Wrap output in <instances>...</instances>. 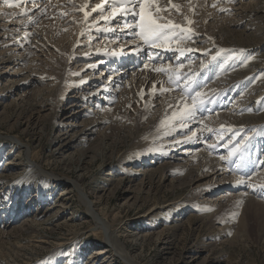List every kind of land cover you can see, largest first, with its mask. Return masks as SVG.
I'll use <instances>...</instances> for the list:
<instances>
[{"label":"rangeland","instance_id":"obj_1","mask_svg":"<svg viewBox=\"0 0 264 264\" xmlns=\"http://www.w3.org/2000/svg\"><path fill=\"white\" fill-rule=\"evenodd\" d=\"M82 1L78 0L80 3ZM201 1L199 0L197 3H200V7L198 5H196L197 7L190 5L187 7L186 5L185 7L189 8V11L183 8L182 17L180 16L181 12H178L175 17L170 18V21L180 25L181 28L166 29L164 36L154 42L145 43L138 38L139 29L135 25L139 19L137 15L139 7L134 10V17H123V12L120 16L117 14L118 16L112 17L109 15L110 8L127 6L124 4V0H110L108 1L110 5L106 10L101 13L99 9L96 10L97 12H93L94 15L87 20L85 28L80 34L75 35L74 30H71V33H68L69 30H59L60 22H56L55 17L50 16L47 18V22L46 19H40L35 25L26 28L30 31L36 26L37 33H39L36 40L44 44L45 47L38 44L39 50L32 47L22 50L17 44L10 46L16 49L13 53L20 51L25 57L19 65L14 67L16 70L18 68L22 70L18 76L26 77L28 80L32 76L34 79L27 85L29 92L22 101L16 100L15 95L5 96L0 93V154L3 149L0 155V164L18 152L19 145L10 142L11 140L6 138L9 135L18 137L29 147L30 154L34 155L37 163L43 166V171L71 179H76L81 174V187L90 194L91 200L96 202V208L105 218L107 228L113 231L117 230L118 245L123 247L122 252L127 258L124 260L114 256L112 264H130L131 260L134 264H264V227L260 232V223L253 212L247 209L248 207L237 204L236 200H232L223 204L214 213L212 216L214 222L212 223L211 220H208L209 216L206 215V212L194 210L187 203L189 188L185 186L184 178H182L181 184H175V187H172L169 182L170 177L160 182L156 177L150 181L149 187L139 194L136 204L133 206L121 204L124 200L123 188L128 184L133 174L124 173L123 166L129 165L136 159L152 139L151 135H147L146 128L140 125V116L146 114L145 107H141L142 112L133 114L131 118L127 116L129 118L126 117L125 122L124 120L114 122L116 117L111 115L113 123L108 128H101L102 125L98 126L80 145V148L91 150L98 156L94 160L83 162L80 171L75 168L77 161L65 165L59 162L60 157L57 156L55 150L61 142L56 140L59 125L61 122L71 119L72 110L78 106L77 103L66 100L64 95L74 91L73 89L69 90L72 87V82L79 81L77 83L82 84V88H84L86 85L81 83L83 82L81 80H87L89 75L96 76L100 73L99 71H102L101 66L103 67L104 64L96 69L98 66L94 62L100 60V56L103 55V52L98 50V48H103V43L109 46L107 48L109 53L113 50H124L131 41L139 39V45L146 50L142 58L148 61V50L150 53L156 54L158 58L161 57L159 53L168 47L166 44L168 39L170 43H180L184 48V45L187 44L188 47L189 43L203 38L202 44H198L204 45V47L198 48L199 54L193 56V54L184 51L186 56L183 64L194 63L185 75V80L184 77L182 80L183 83L185 81L187 84L192 83L188 87L197 86L199 81V75H195L197 69L208 70L212 75L214 68L218 67L219 70V65H223L225 68L226 64L229 65L233 61H236L234 64L237 63V65L230 69H224L226 71L217 73L216 77H214V72L212 76L207 74L206 79L209 78L211 81L208 82V86L214 83L219 87L218 91L214 89L215 91L212 92L214 95L201 98L202 101L200 100L201 102L196 105L199 104L200 107L209 103L210 100L216 101L220 94L224 100L227 99L225 102L228 104L229 97L236 92L238 83L243 82L240 95L234 96L233 100L229 102L230 104L219 111H226L227 108L234 106L236 116L252 118V121H248L247 124L238 126L240 128L237 130L240 133L237 135L233 130L238 127H231L232 131H227L226 136L219 137V133H222L220 132L221 127L204 126L207 134L206 142L215 143V151L220 156L222 155V159L227 158L233 168H237V174L244 167L249 170L248 175L252 173L257 176L260 171L264 170V0H213L214 2L210 1L207 5L201 4ZM9 2L12 3L13 0H9ZM92 2H97L98 5L101 0H92ZM235 4H240L241 8L243 7L242 14L232 15L233 11L228 7ZM7 6L8 4L4 0H0V9L23 10V8H19L23 4H19L18 8ZM226 8L227 10H225ZM207 9L211 11L209 12ZM155 11L152 10V13L154 14ZM62 12L64 13V11ZM65 14L68 15L67 12ZM65 14L62 17L64 19ZM8 15L6 14V16ZM198 15L201 17L200 19L197 17ZM185 16L197 24L199 33L194 25L192 28L185 24V26L182 25V21L186 20ZM99 17L109 18L101 22ZM4 19L3 16H0V23L4 22ZM168 21L169 19L163 18L159 22L167 23ZM126 24L132 25V27H125ZM182 29H191L192 31L188 33ZM72 34L74 35L71 36ZM91 34H95L96 37L91 38ZM8 36L10 35H6V37ZM93 39L95 40L92 41ZM2 46L3 44L0 49ZM164 46L165 48H162ZM172 47L174 46L172 45ZM171 53L175 55V52ZM169 57H171L170 63H172L174 57L171 55ZM212 59L216 60V66L208 65ZM140 63L141 60L137 59L136 64ZM9 64L12 62L0 60V73ZM82 69L85 70L82 71ZM238 69H240L239 74L233 77L235 80H231L229 76L234 75ZM77 73L80 74L77 75ZM168 73L169 69L162 72L164 75ZM8 74L7 72L3 76L0 74L1 83H4L5 79L9 77ZM223 77L228 78L229 81L222 84ZM48 78H65V81L60 86L57 84L50 86L47 84L50 82ZM214 78L217 80H213ZM177 84V82L174 83V86ZM203 85L199 84L196 89H203ZM229 90L233 92L230 96ZM99 95L100 93L96 97L98 98ZM238 95L239 97L243 95V98L240 99ZM46 97L52 99L53 105L51 110L45 112L42 110ZM96 97L90 100L91 107L95 102H100L101 97L98 101H96ZM65 101L70 103L66 105L63 103ZM117 108L118 105L113 106L112 112H115ZM122 117L125 118V116ZM17 121L21 122L19 126L15 125ZM101 135L105 137L103 141H101ZM182 147H176L173 152L178 153ZM22 168L19 169L20 175L28 173L27 167L23 170ZM163 170L157 168L160 173ZM11 171L15 172V170ZM105 172H110L111 175H106ZM106 178H110L111 181H105ZM43 180V176L27 180L28 188L26 190H29L30 194L36 192L39 182ZM104 185L107 186L110 194L102 192ZM49 187L51 192L55 191L48 198L42 199V204L45 206H48L57 197V192L64 187V184L57 189L52 185ZM261 187H263L262 190L258 187V193L254 194L264 198V184ZM235 192L233 191V193ZM23 197L22 201H25L28 194H24ZM7 199V195L2 197L4 202ZM36 201V199L33 200V205ZM153 201L166 204L174 203V205L158 212L148 221L139 215L148 210ZM67 205L68 207L57 220L60 223L57 229L52 231L41 225L34 227L35 230L15 229L9 237L1 239L0 264H12V262L16 264H52L53 262L84 264L86 257L93 249L92 246L99 249L105 245V242L99 237V234H93L90 231L96 225L76 191L71 192V198ZM68 218L70 221L67 220ZM18 224L19 222L14 223V226L17 227ZM99 230L96 231L99 233ZM227 230L229 233L226 232ZM145 231L151 232V235L147 239L140 240V233ZM101 232L104 234L103 230ZM44 237L48 240L47 242H42ZM163 240H168L167 250L160 249ZM68 257L73 258L74 261L65 262Z\"/></svg>","mask_w":264,"mask_h":264},{"label":"bare ground","instance_id":"obj_2","mask_svg":"<svg viewBox=\"0 0 264 264\" xmlns=\"http://www.w3.org/2000/svg\"><path fill=\"white\" fill-rule=\"evenodd\" d=\"M108 1L110 0H107L104 4L103 10L99 9L100 13L109 7L110 4ZM198 1L199 0H155V4L152 6L151 11H155L159 8L160 11L158 13L161 14L155 11L153 15L157 13L158 16H163V18L170 20V18L175 17L178 12H181L180 16L182 17V13H184L182 9L184 8L189 11V8H187L188 5L191 7L198 5V7H200V3L197 4ZM210 1L213 0H202L201 4L207 5ZM12 4L17 8L19 4H23L22 7H19L21 9L23 8V10L9 11V9L6 8L0 9V16L5 18L4 22L0 23V46L3 44L0 49V60L3 62H12V64L7 65L0 73L2 76L6 72L9 73V77L5 79V82H0V93H3L5 96L15 95L17 97L16 100L22 101V99L25 98L24 96L29 92L27 85H29L34 78L31 76L28 80L26 77L18 76L22 70L21 68L16 70L14 67L19 65L25 57L20 51H15V53H13L16 49L10 46L17 44L22 50L31 47L39 50L38 44L43 46L44 44L36 40L39 34L36 30L38 28L34 26L30 31L26 30V28L35 25L40 19H46L47 22V18L50 16H53V18L55 17L56 22H60L59 25L61 26H59V30H69L68 33L74 30L73 32L75 35L82 33L87 20L94 15L93 12H97L93 11L97 2L94 3L92 0H83L82 3L78 2V0H13ZM125 5L127 8L133 9V11H129L127 14L123 13L122 16L134 17V10L138 9L139 5L132 3H127ZM172 5H176L178 8H174ZM186 5L187 7H185ZM228 8L232 9V15L235 16L244 12L240 4H235ZM81 9H83V11H81ZM225 10H227V8ZM62 11H64V13ZM208 11L210 12L211 10ZM65 12H67L68 15H66ZM84 12L89 13L87 18H85ZM121 13L122 12L118 13L119 16ZM6 14L9 15L6 16ZM64 14L67 16V18L65 16V19L62 18ZM70 16L71 18L69 19ZM197 17L199 19L201 18L199 15ZM99 18H101V22L106 20L103 19V17ZM185 19L186 20L182 21V25L185 24L191 28L194 25L198 30L197 24L193 23L192 19H189L188 16H185ZM194 20L195 18L193 21ZM189 21H191V23H189ZM197 33H199V30ZM8 34L10 36L6 37ZM91 35L90 37L92 38L95 34ZM94 40L95 39L92 41ZM203 40V38H198L197 41L189 43L188 47L186 44L183 48V45L180 43L181 46L177 42L176 44H174V42L170 43L168 39L166 41L168 47L159 53L161 57L158 58L156 54H152V52L150 53L148 50V61L142 58L146 50L143 46L139 45V39L131 41L124 50H113L109 53L107 50L109 46L103 43V48H98L100 52H103V55L100 56V60L94 62V64L98 66L96 69H99V67L104 64L103 67L101 66L102 71H99L100 73L96 76H94V74L89 75L87 80H81L83 81L81 83H85L86 85L84 88H82V84L77 83L79 81L75 83L72 82V87L69 90L73 89L74 91L68 95H64L66 100L73 103L75 102L78 106L72 110L71 114L73 115L70 116L71 119H67L59 125L56 140L61 142L57 145L55 150L57 156L60 157L59 162L65 165L77 161L75 168L77 171H80L83 162H86V160H94L98 156L97 153H93L91 150L80 148L83 141L86 140L98 126L102 125L103 127L101 128H108L109 125L113 123L111 115L116 117L114 122H121V120L126 119L127 116L131 118L133 114L142 112L141 107H145L146 114L140 116V125L146 128L147 135H151L152 139L150 140V144L148 146L146 144L147 147L136 159L129 165L123 166L124 173L130 172L133 174L128 184L123 188L122 194L124 195V200L121 204L132 206L136 204L139 200V194L144 192L145 189L149 187L150 181L156 177L159 182L161 180L165 181L170 177L169 182L172 187H175V184H181L183 181L182 178H184V184L189 188L187 192V203H189V206L194 210L206 212V215L209 216L208 220H211L212 223L214 222L212 216H214V213H216L223 204L236 200L237 204L248 207L247 209L253 212L258 223H260L259 231L261 232V229L264 227V198H260L254 193H258V187L261 188L260 190L263 188L261 186L264 182L261 181H264V170L260 171L257 176L252 173L248 175L249 170L244 167L242 170L240 169L237 174V168H233V165L228 163L227 158L222 159V155L220 156L219 153L215 151V143H208L205 138L207 134L205 133L206 130L204 126L208 127L209 125H213L221 127L220 132L222 133H219V137L221 135L224 137L227 131L233 130L231 127H238L247 124L248 121H252L250 116H236L234 114L236 110L234 106L227 108L226 111H219L229 105V102L233 100L232 98L241 92V85L244 83H238V87H236V92L233 96H230L231 93L233 94V89L229 90L230 97L228 104L225 102L227 99L224 100L220 97V94L216 101H214V99L210 100L209 103L207 102L199 107V104L196 105V103L201 102V98L203 99L204 97L210 96L213 94L212 92L215 90L218 91L219 88L214 83L208 86V82L211 81H209V78L206 79V75L209 74L210 76V71L197 69L195 72V75H199L197 86L188 87L192 83L187 84L186 81L184 83L182 81L183 77L185 80V75L188 73L190 66L194 65V63L183 64L184 57L186 56L184 55V51L193 54V56L199 54L198 48H202L204 45L198 44H202ZM172 45L174 47H172ZM165 46L162 48H165ZM171 52H175V55ZM170 55L174 57L172 63H170ZM137 59L141 60L139 65L136 64ZM235 62L236 61H233L229 65L226 64L225 68L223 65H219V70L218 67L216 69L213 67L212 75H214V72V77H216L217 73L225 72L226 70L224 69H230L236 66L237 63L234 64ZM215 63L216 60L212 59L209 61L208 65L216 66ZM157 69H163V71L169 69V73L164 75L162 74L163 71H158ZM84 70L85 69H82V71ZM239 70L240 69L232 76H229L228 73L231 80H235L233 77L239 74ZM79 74L80 73H77V75ZM48 79H50V82L47 84L50 86L54 84L60 86L62 85L61 83L65 81V78ZM213 80L217 79L214 78ZM228 81V78H224L222 84ZM176 82L178 84L174 86ZM216 82L218 83V81ZM199 84H204L203 89H196ZM165 89H167V91H165ZM99 93L100 95L97 98L96 95ZM242 96L239 98L242 99ZM93 97L97 98L96 101L101 97V100L99 103L95 102L93 107H91L92 102L90 103V100ZM44 99L45 102L42 111L46 112L52 109L51 106L53 105V101L50 97ZM194 100L195 107H193ZM69 101L63 103L67 105L70 103ZM115 105H118V108L115 112H112L113 106ZM189 112L191 115H186V113ZM212 112L213 114H211ZM174 113L176 115H174ZM122 116H125V118ZM162 121H164V123H161ZM15 123L16 126L21 124L20 121ZM131 123L133 124L132 120ZM239 128L240 127L233 130L236 135L240 133L237 130ZM101 136V141H103L105 137L103 135ZM6 138H9L11 140L10 142L19 146L17 153L6 158L3 160L2 164H0V203L3 201V196H8L7 201H3L2 204H0V240L9 237L15 229L23 231L28 229L35 230L34 227L39 225L52 231L57 229L60 224L57 220L68 207V200H70L71 192L74 190L78 193L79 199L88 208L90 217L96 225L90 231H92L93 234H99V237L105 242V245L99 249H96L94 245L92 246L93 249L86 257L84 264H112L114 256L127 260L122 252L123 247H119L118 245L119 235L117 230L113 231L107 228L108 226H106L107 223L105 218L101 216V212L96 208V202L91 200L90 194L81 187L80 181L82 175L79 174L76 179H71L54 173L45 172L43 171V166L39 165L37 160H35L34 155L30 154L29 147L21 142L18 137L8 135ZM180 146L183 147L179 149L178 153H174L173 151L176 147ZM2 150L1 154L3 152ZM25 166L27 167L28 173L20 175L21 172L19 169L21 167L26 168ZM157 168L164 170L160 173V171H157ZM11 170H15V172L13 173ZM105 173L106 175H111L110 172ZM38 176H43L44 180L39 182L36 192L30 194L29 190H26L28 188L26 182H28L27 180L29 179L34 180ZM105 181H111V179L106 178ZM237 181L242 182L238 183ZM63 184L64 187L57 192V197H55L48 206L42 204V199L48 198L55 191L53 190V192H51L49 190L50 185L55 186L57 189L62 187ZM233 191L236 192L233 193ZM102 192L105 194L109 193L106 185L103 186ZM24 194H28V197H26L25 201H22ZM34 199L37 201L33 205ZM172 205H174V203L166 204L153 201L148 210L144 211V213L139 216L150 221L155 214L162 210H166ZM69 218L67 219L68 221H70ZM18 222L19 224L17 227L14 226V223ZM65 223L67 224V221ZM97 229L103 230L104 234L100 230L98 233V231H96ZM226 232L229 233V230ZM150 235L151 232H141L139 239H147ZM47 241L48 240L45 238L42 242ZM167 241H161L162 244L160 249H168L169 243ZM67 261L73 262L74 259L68 257L65 259V262ZM57 263L58 262H53L52 264ZM129 263L134 264L132 260ZM12 264L16 263L12 262Z\"/></svg>","mask_w":264,"mask_h":264},{"label":"snow or ice","instance_id":"obj_3","mask_svg":"<svg viewBox=\"0 0 264 264\" xmlns=\"http://www.w3.org/2000/svg\"><path fill=\"white\" fill-rule=\"evenodd\" d=\"M5 3L8 4V7H12L13 4L9 2V0H4ZM107 2V0H101V3L96 5L95 8H93V11H96L97 9L103 10L104 4ZM125 4L132 3V4H138L139 5V12L138 16L139 19L135 25L139 29L137 32V35L140 37V39L145 42H154L157 40H160L162 36L165 34V30L172 28L177 29L181 28L180 25L174 24L172 21H168L167 23H160L159 21L163 19V17H160L158 15H153L151 8L155 4V0H124ZM174 8H178L176 5H172ZM223 10V9H222ZM83 11V9H81ZM129 11H133V9L127 8L125 6H121L119 8L113 7L110 12V16L114 17L118 13L123 12L124 14H127ZM157 12L160 11L159 8L156 9ZM85 18L89 16L88 12H84ZM109 17H103V19H108ZM191 23V21H189ZM125 27H132V25L126 24ZM184 32L190 33L191 29H182ZM158 71H163V69H157ZM167 91V89H165ZM199 95V94H198ZM193 107H195V100L193 103ZM174 115H176L174 113ZM186 115H191V113H186ZM161 123H164L162 121ZM242 182V181H237Z\"/></svg>","mask_w":264,"mask_h":264}]
</instances>
